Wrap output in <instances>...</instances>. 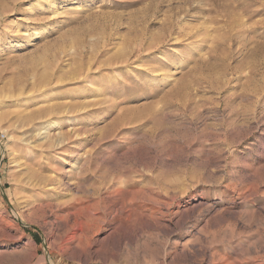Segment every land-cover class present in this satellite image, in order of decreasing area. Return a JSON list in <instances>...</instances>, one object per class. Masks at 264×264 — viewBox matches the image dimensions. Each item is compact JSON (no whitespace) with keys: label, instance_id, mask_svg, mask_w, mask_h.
Segmentation results:
<instances>
[{"label":"rangeland","instance_id":"obj_1","mask_svg":"<svg viewBox=\"0 0 264 264\" xmlns=\"http://www.w3.org/2000/svg\"><path fill=\"white\" fill-rule=\"evenodd\" d=\"M0 264H264V0H0Z\"/></svg>","mask_w":264,"mask_h":264},{"label":"bare ground","instance_id":"obj_2","mask_svg":"<svg viewBox=\"0 0 264 264\" xmlns=\"http://www.w3.org/2000/svg\"><path fill=\"white\" fill-rule=\"evenodd\" d=\"M48 124V123H47Z\"/></svg>","mask_w":264,"mask_h":264}]
</instances>
